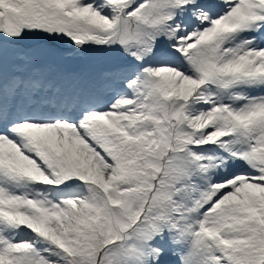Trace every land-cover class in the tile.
I'll list each match as a JSON object with an SVG mask.
<instances>
[{"label":"snow or ice","instance_id":"obj_1","mask_svg":"<svg viewBox=\"0 0 264 264\" xmlns=\"http://www.w3.org/2000/svg\"><path fill=\"white\" fill-rule=\"evenodd\" d=\"M0 264H264V0H0Z\"/></svg>","mask_w":264,"mask_h":264}]
</instances>
